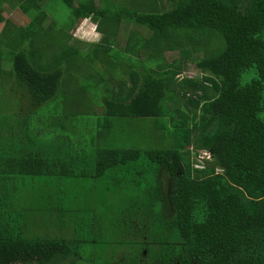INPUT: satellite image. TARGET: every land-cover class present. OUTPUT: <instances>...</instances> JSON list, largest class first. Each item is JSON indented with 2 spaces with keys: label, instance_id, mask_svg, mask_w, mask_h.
Here are the masks:
<instances>
[{
  "label": "trees",
  "instance_id": "1",
  "mask_svg": "<svg viewBox=\"0 0 264 264\" xmlns=\"http://www.w3.org/2000/svg\"><path fill=\"white\" fill-rule=\"evenodd\" d=\"M3 5L27 19L5 21L0 56H11L10 85L26 93L29 118L0 131V264H264V0ZM48 15L53 22L43 28ZM86 20L101 40L81 49L70 30ZM122 22L131 29L116 50ZM188 50L203 56L196 66L213 97L196 96L201 83L190 80L170 88L182 64H168L165 54ZM75 56H114L118 64L117 82L111 73L104 80L99 113H91L97 102L83 82L63 92ZM55 100H68L59 129L40 118L51 108L39 113ZM183 101L198 114L171 120L180 149L150 148L132 123L175 116L170 105ZM91 114L90 129L104 130L102 147L92 159L71 157L63 136L70 141L77 130L68 127ZM119 130L146 148L122 147ZM189 146L211 156L202 168L191 166Z\"/></svg>",
  "mask_w": 264,
  "mask_h": 264
},
{
  "label": "rangeland",
  "instance_id": "2",
  "mask_svg": "<svg viewBox=\"0 0 264 264\" xmlns=\"http://www.w3.org/2000/svg\"><path fill=\"white\" fill-rule=\"evenodd\" d=\"M95 5L100 8L102 6V0H95ZM56 13L60 14L61 11L56 8ZM60 11V12H59ZM0 17L2 18L3 22L0 23V33L5 30L4 24L5 21L13 22V25L16 26H22L27 23V19L20 15L15 9H11L7 5H3L2 9H0ZM48 19L45 21V24L43 25V28H46L48 25H50L53 20L50 15H48ZM52 20V21H51ZM131 29L129 24H126V22H122L120 24L118 35L116 37V50H123L125 46V42L127 39V34L129 30ZM9 32H12L11 30H8ZM70 34L72 35V40H70V44L74 45H80L81 49H86L87 47H84V44H87L88 46L90 43L92 45L94 43H97L98 39V31L96 29V26L92 24V22L86 20L81 21L76 24V26L70 30ZM8 33L5 32L3 39L8 38ZM75 40H80L81 42L75 44ZM101 40V35L99 37V41ZM0 41H2V38H0ZM0 52H3V48H0ZM4 55V54H2ZM141 60H138L139 62L146 59V55L144 53H141L140 55ZM114 56H75L74 62H72L69 66V76L65 77L63 80V92H65L66 87H69L71 85H76L77 80L79 82H83L82 85H86L87 89L89 91L86 92L89 100H95L97 102V109H92L91 113H99V110H101L100 104H102V97H103V91H104V80L108 79L111 75V73L115 78L117 82V78L119 77L118 74V64H114L113 62ZM165 58L168 62V64H171L173 60H181V67L178 71V74L173 78V81L170 82L169 86L173 89H180V82H183L185 80H190L193 82L201 83V73L197 69L196 63L200 61L203 56H197L196 54H193L190 50L185 52H172V53H166ZM147 65V63H146ZM12 60L11 56H0V131L1 129H6L7 127H11L12 129L15 128V126L18 127L21 123L24 121H28L29 116L25 115L28 114V109L25 108L26 105H28V101L23 96L26 94L22 88H12L10 85V75L12 72ZM8 73V74H7ZM68 75V74H67ZM73 81V82H69ZM85 82V83H84ZM174 82V83H172ZM197 83V84H198ZM93 85V86H92ZM83 87V86H82ZM84 88V87H83ZM97 88L99 91L94 94L90 91ZM81 89H77L76 92H80ZM66 93V92H65ZM189 94V93H188ZM196 96H205L207 98L213 97L212 92L210 91L209 86L205 84H200V90L196 91ZM64 97V95L61 93L60 98ZM72 99V98H70ZM75 99V98H74ZM78 99V98H76ZM195 99V98H193ZM85 100V99H83ZM68 100H55L50 104L47 103L44 105V107L39 111V113L46 110V108H51L50 111L53 112H59L63 110V107L61 109V106L64 105V102ZM93 102V101H92ZM99 102V103H98ZM170 111L172 113H175V116H172L171 113H169L167 116L162 117L157 122H147L146 124H141L139 127V133H142L144 139L146 140V143H149L150 141V148L154 147V149L159 150H170L172 148L180 149L178 146V143L176 141L172 140V133L174 132L172 130V122L173 119L176 121V119H179L182 121L181 118H177L176 115H182L184 118H191L194 114H198V110L196 111V108L191 105L190 101H183L182 104H174L170 105ZM196 111V112H195ZM167 112V111H166ZM182 112V113H181ZM171 114V115H170ZM40 118L45 120L47 118V115L44 113L40 115ZM91 118H95L94 114H91L90 116L86 117H79L77 120V129L79 134L85 135L86 131H88L87 125L91 121ZM30 120V119H29ZM36 121L31 120L30 123H28L29 126L34 124ZM183 123V122H182ZM181 123V124H182ZM190 128H195L192 122H189ZM17 133V132H15ZM148 135H155L157 136V140H153V138H148ZM18 134H16L14 137H17ZM177 144V145H176ZM149 145V144H148ZM176 145V146H175ZM142 148H146L145 145L142 146ZM187 152H189V159L192 162V167L200 169L202 166H204V161L210 159V155L208 152L205 151H194L191 146L186 149ZM120 185V184H119ZM85 218V215L81 216ZM67 218V217H66ZM66 219L59 220V222H62ZM68 220H66L67 222ZM52 226V232L54 233L55 230ZM71 238L76 239V233L71 231L70 232ZM69 235V236H70ZM92 237V236H91ZM83 264V263H81Z\"/></svg>",
  "mask_w": 264,
  "mask_h": 264
},
{
  "label": "crops",
  "instance_id": "3",
  "mask_svg": "<svg viewBox=\"0 0 264 264\" xmlns=\"http://www.w3.org/2000/svg\"><path fill=\"white\" fill-rule=\"evenodd\" d=\"M61 117H62L61 113L52 112V113L47 115L46 119H48L51 123L55 124V127H57V129H59L58 124H57V122H58L57 120ZM147 122H149V120H147V121L141 120L139 123H138V121H135L132 123V125L138 126L141 124H146ZM87 127H88V131H86V135L90 139V141H92L89 143H87L86 140L83 139L81 134H79L77 126L75 124L72 127H68L71 129V131L73 133L76 130L77 131L74 133L73 136H71L70 141L66 140V138L63 136L64 141L67 142L66 144L68 146L65 153L69 154L71 157H73L74 155H78L79 157L87 160V159H92V157H94V155L99 152L100 148L102 147L101 143L103 142V140H102L101 136H102L104 130L102 131V134H101L97 131L96 127H93V130L90 129L89 124L87 125ZM138 128H136V129H138ZM66 132L68 133L67 129H66ZM118 133L120 135L119 136V141H120L119 145H121L122 147H128V145L130 143L132 144V142H135L136 145H140V146L143 145V143L141 141V137H138L136 135H134L132 137H128L126 134H124L120 130L118 131ZM112 137H113V135L109 134V144H108L109 147L112 146ZM143 141H144V139H143Z\"/></svg>",
  "mask_w": 264,
  "mask_h": 264
},
{
  "label": "clouds",
  "instance_id": "4",
  "mask_svg": "<svg viewBox=\"0 0 264 264\" xmlns=\"http://www.w3.org/2000/svg\"><path fill=\"white\" fill-rule=\"evenodd\" d=\"M97 35H98V39H97L96 42L99 43V37H100V34L98 33Z\"/></svg>",
  "mask_w": 264,
  "mask_h": 264
}]
</instances>
